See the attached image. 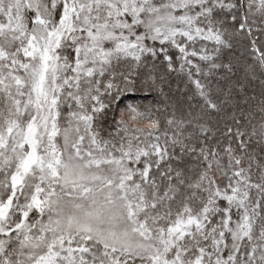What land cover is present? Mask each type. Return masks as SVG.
I'll return each instance as SVG.
<instances>
[{
  "label": "snow or ice",
  "instance_id": "obj_1",
  "mask_svg": "<svg viewBox=\"0 0 264 264\" xmlns=\"http://www.w3.org/2000/svg\"><path fill=\"white\" fill-rule=\"evenodd\" d=\"M0 264H264V0H0Z\"/></svg>",
  "mask_w": 264,
  "mask_h": 264
}]
</instances>
